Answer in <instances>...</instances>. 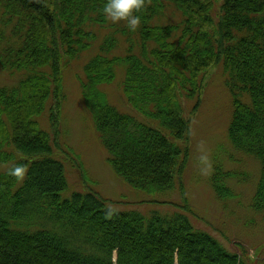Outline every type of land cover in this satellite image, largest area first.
I'll use <instances>...</instances> for the list:
<instances>
[{"label":"trees","instance_id":"obj_1","mask_svg":"<svg viewBox=\"0 0 264 264\" xmlns=\"http://www.w3.org/2000/svg\"><path fill=\"white\" fill-rule=\"evenodd\" d=\"M105 2L0 0V70L23 74L0 85V166L16 154L25 169L19 184L8 174L16 165L0 171V264H248L243 246L229 251L187 216L181 177L190 126L180 98L196 110L203 76L222 64L232 106L227 137L259 164L249 208L264 222V0H144L135 31L106 19ZM91 27L110 29L79 80L107 164L145 195L178 183L183 212L117 211L90 189L65 195L64 165L37 117L53 104L50 125L57 123L63 68L92 47ZM118 35L124 54L110 56ZM117 66L124 69L122 95L142 120L112 105L100 88ZM235 175L214 166L217 200L234 195L227 180Z\"/></svg>","mask_w":264,"mask_h":264},{"label":"rangeland","instance_id":"obj_2","mask_svg":"<svg viewBox=\"0 0 264 264\" xmlns=\"http://www.w3.org/2000/svg\"><path fill=\"white\" fill-rule=\"evenodd\" d=\"M168 15L161 19L163 23L169 22ZM91 29L96 34L92 47L78 58L69 59L63 68L64 98L58 109L57 123L50 125L49 114L54 110L53 104H49L37 117L40 127L49 135L55 157L64 165L67 182L65 195L90 189L117 211H137L147 216L153 212L161 215L180 212L184 203L178 183L170 192L145 195L131 189L107 164L106 152L85 108L79 80L84 78V63L97 52L99 43L110 29ZM118 40L120 46L110 56L124 54L120 35ZM123 71L122 66H117L114 80L100 88L112 105L142 120L122 95L120 85ZM22 76L21 72L0 70V85H14ZM224 80L222 64H214L203 76L196 110H192L193 101L180 98L183 115L190 126L189 155L181 177L182 193L189 208L187 216L195 228L213 236L229 251L238 252L239 247L243 246L248 264H264V222L249 208L259 176V164L252 156L234 150L228 140L227 126L232 106ZM5 150L14 154L11 148ZM14 155V158H10L12 160L1 164V172L21 162L20 157ZM215 165L236 174L227 180L234 195L226 201L217 200L210 185ZM19 183L20 180L17 181Z\"/></svg>","mask_w":264,"mask_h":264},{"label":"clouds","instance_id":"obj_3","mask_svg":"<svg viewBox=\"0 0 264 264\" xmlns=\"http://www.w3.org/2000/svg\"><path fill=\"white\" fill-rule=\"evenodd\" d=\"M143 5L144 0H106L102 11L106 19L113 23L126 21L129 29L135 31L140 24V17L134 13ZM8 174L22 181L25 177V169L22 166H15Z\"/></svg>","mask_w":264,"mask_h":264}]
</instances>
